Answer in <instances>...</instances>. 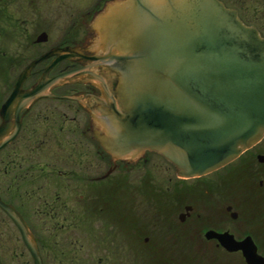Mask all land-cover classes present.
<instances>
[{"label": "flooded vegetation", "instance_id": "af4514ba", "mask_svg": "<svg viewBox=\"0 0 264 264\" xmlns=\"http://www.w3.org/2000/svg\"><path fill=\"white\" fill-rule=\"evenodd\" d=\"M111 1L0 0V63L21 71L37 62L23 90L49 66L46 79L100 63L91 25ZM220 1L264 35V0ZM11 91L12 84L5 85L1 103ZM51 95L81 97L85 105ZM90 95H98L90 84L48 85L46 97L20 113L17 135L0 151V198L18 211L40 251L47 241L49 264H89L91 256L93 264H120L125 255L127 264H134L135 255L177 264L179 258L201 255L207 250L202 246L222 251L216 240L205 239L208 231L236 239L251 235L244 230L239 237L241 215L232 203L241 193V185L233 183L240 175L257 181L256 196L264 197L257 179L263 174L254 171L253 161L239 162L230 173L185 180L153 153L134 163L113 159L92 136ZM146 203L154 216L139 215L137 207Z\"/></svg>", "mask_w": 264, "mask_h": 264}, {"label": "water", "instance_id": "95a60500", "mask_svg": "<svg viewBox=\"0 0 264 264\" xmlns=\"http://www.w3.org/2000/svg\"><path fill=\"white\" fill-rule=\"evenodd\" d=\"M92 30L101 63L49 82L98 89L86 108L92 136L112 158L131 163L154 152L179 177L195 178L264 138V37L218 0H115L95 17ZM33 67L19 75L0 107V150L17 134L20 111L43 95L45 80L21 89ZM66 98L85 105L81 97ZM0 209L18 229L33 264H43L20 215L1 199ZM206 237L229 253L240 252L245 264H264L250 237Z\"/></svg>", "mask_w": 264, "mask_h": 264}, {"label": "rangeland", "instance_id": "374dc122", "mask_svg": "<svg viewBox=\"0 0 264 264\" xmlns=\"http://www.w3.org/2000/svg\"><path fill=\"white\" fill-rule=\"evenodd\" d=\"M9 12L14 14V9L10 8ZM15 69V67L1 66L0 64V100L4 94L5 85L11 83L13 80V77L16 73ZM257 147V151H261V153L264 155V140ZM249 160H252V158H249ZM253 164L255 165V168L253 167L254 171L256 169H261L260 172L263 174L261 180H264V164L261 166H259L257 162H254ZM244 183L246 186H243L241 182L240 196H238V198L232 203L233 208L235 210H238L241 215L239 217V221L237 222L238 224H236V230L238 231V234H240L239 237H241V231L247 230L248 232H250L255 242L259 245V252L264 255L263 227H260L259 222L255 218V216H250V210L247 207L253 205V199H255V195L259 190L258 182H254L251 176L247 175ZM144 206H146V204L141 205L140 207ZM149 207L150 205H147L145 208ZM142 212H144V210ZM249 219L251 221L248 222ZM14 230V227L7 222L6 217L0 212V254L3 262L5 264H32V260L29 254L23 248V245L18 239V235ZM122 243L123 239L121 241L120 237V245H122ZM201 248H207V250L205 252L202 251L203 253L200 252L201 255H198L196 258L190 253V255L192 256L191 258H187L186 262L185 260H183V258H180L177 264H193V262L194 264H243L241 258L238 255L220 256L218 254V251L212 252L211 248H209L208 246H202ZM139 258L141 257H138V255L134 256V264H142V261L144 260L145 262H143V264H150V261L147 260L146 257H143L145 259L143 260L142 258V261L139 263ZM127 261H129L128 256H123V262L127 264ZM44 262L45 264H48L46 256Z\"/></svg>", "mask_w": 264, "mask_h": 264}]
</instances>
